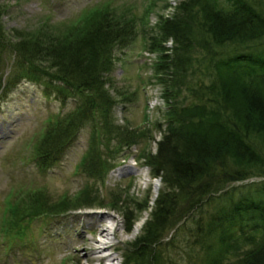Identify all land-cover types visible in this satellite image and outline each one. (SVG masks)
<instances>
[{
    "label": "trees",
    "instance_id": "trees-1",
    "mask_svg": "<svg viewBox=\"0 0 264 264\" xmlns=\"http://www.w3.org/2000/svg\"><path fill=\"white\" fill-rule=\"evenodd\" d=\"M138 21L105 6L63 30L38 26L9 35L0 22V49L15 54L10 79L28 77L80 95L73 109L48 124L37 140L35 158L40 164L87 121L93 140L101 127L104 142L114 140L116 151L144 138L145 129H128L110 118L115 99L105 85L113 47L131 42L140 28L146 31ZM197 29L209 37L202 42ZM148 33L147 48L159 52L156 71H183L197 40L206 48L264 37V9L252 0H180L173 15H159ZM168 40L175 45L165 46ZM208 54L209 82L197 102L170 101L172 84L164 81L165 125L155 151L142 156L163 188L122 264H177L169 251L178 232L188 239L185 264H264V179L242 188L228 186L248 176H264V51ZM99 158L94 151L85 162L89 175L102 171ZM67 208L63 204L55 211ZM125 217L129 230L133 216ZM168 229L173 232L162 242Z\"/></svg>",
    "mask_w": 264,
    "mask_h": 264
},
{
    "label": "rangeland",
    "instance_id": "rangeland-1",
    "mask_svg": "<svg viewBox=\"0 0 264 264\" xmlns=\"http://www.w3.org/2000/svg\"><path fill=\"white\" fill-rule=\"evenodd\" d=\"M179 1L0 0V22L9 35L34 31L38 26L63 30L106 6L136 18L140 26L145 24L143 28L148 33L159 15H173ZM252 1L264 9V0ZM145 32L140 28L131 42L113 47V66L105 75V85L115 99L110 118L128 129H145L144 138L116 151L114 140L104 142L99 126L93 140L87 121L44 164L35 158L37 140L48 124L73 109L80 95L75 90L46 87L28 77L10 79L15 54L0 49V264H122L128 245L141 233L153 200L163 188L160 178H152L151 166L146 165L142 156L155 151L165 125L168 102L163 97L164 81L172 84L170 101L190 105L199 100L203 85L209 82L208 52L215 50L224 56L238 51H264V37L221 46L208 43L212 45H207L208 49L197 44V40L185 70L157 72L159 52L147 48ZM208 37L203 30L197 31L202 42ZM165 44L175 45L170 41ZM22 71L23 68L19 69L18 74ZM94 151L102 166L97 176L84 170ZM263 179L264 176L252 175L228 186L242 188ZM82 196H87L84 201ZM116 198L119 200L114 203ZM63 204L68 208L56 213ZM210 206L205 209H211ZM125 213L133 216L129 230ZM100 226L107 227L111 234L105 240L115 248L99 251V243L91 245ZM172 232L164 231L162 242ZM175 240L169 255L177 264H185L188 239L178 232ZM103 254H110L111 258L99 260Z\"/></svg>",
    "mask_w": 264,
    "mask_h": 264
},
{
    "label": "bare ground",
    "instance_id": "bare-ground-1",
    "mask_svg": "<svg viewBox=\"0 0 264 264\" xmlns=\"http://www.w3.org/2000/svg\"><path fill=\"white\" fill-rule=\"evenodd\" d=\"M137 224L133 226L134 229H137ZM97 235L98 236H94L91 241V245L92 244H95V243H99L100 245L97 246L98 250L101 251V250H104L108 247H111V248H115V245L110 243L109 241L105 240L107 238V235L111 234L109 233L107 227L105 226H100L99 229H97ZM114 233V232H112ZM104 239V240H103ZM104 258H111L110 257V254H103V255H100L98 257L99 260H102Z\"/></svg>",
    "mask_w": 264,
    "mask_h": 264
}]
</instances>
